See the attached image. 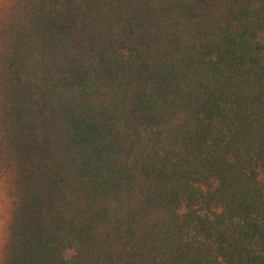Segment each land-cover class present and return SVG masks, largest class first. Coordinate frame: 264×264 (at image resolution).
<instances>
[{
	"label": "trees",
	"instance_id": "16d2710c",
	"mask_svg": "<svg viewBox=\"0 0 264 264\" xmlns=\"http://www.w3.org/2000/svg\"><path fill=\"white\" fill-rule=\"evenodd\" d=\"M0 264H264V0H0Z\"/></svg>",
	"mask_w": 264,
	"mask_h": 264
}]
</instances>
